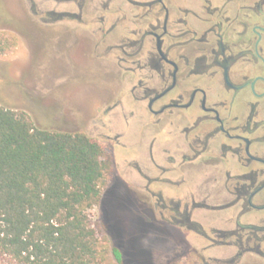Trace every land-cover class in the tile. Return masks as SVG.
I'll list each match as a JSON object with an SVG mask.
<instances>
[{
	"label": "flooded vegetation",
	"instance_id": "1",
	"mask_svg": "<svg viewBox=\"0 0 264 264\" xmlns=\"http://www.w3.org/2000/svg\"><path fill=\"white\" fill-rule=\"evenodd\" d=\"M30 2L111 76L82 126L107 153L101 187L201 257L264 264V0Z\"/></svg>",
	"mask_w": 264,
	"mask_h": 264
},
{
	"label": "rangeland",
	"instance_id": "2",
	"mask_svg": "<svg viewBox=\"0 0 264 264\" xmlns=\"http://www.w3.org/2000/svg\"><path fill=\"white\" fill-rule=\"evenodd\" d=\"M31 10L30 0H0V106L25 111L40 128L83 132L84 116L93 111L84 107L111 76L87 45L67 48L62 31L37 28ZM129 202L107 175L100 200L86 211L100 264H218L196 253L205 242L191 233L193 239L183 241L174 227L140 221ZM113 245L121 262L111 253ZM0 264L11 262L0 257Z\"/></svg>",
	"mask_w": 264,
	"mask_h": 264
},
{
	"label": "trees",
	"instance_id": "3",
	"mask_svg": "<svg viewBox=\"0 0 264 264\" xmlns=\"http://www.w3.org/2000/svg\"><path fill=\"white\" fill-rule=\"evenodd\" d=\"M105 148L79 131L37 127L0 106V257L11 264H100L87 209L101 197ZM117 262L121 253L111 247Z\"/></svg>",
	"mask_w": 264,
	"mask_h": 264
}]
</instances>
